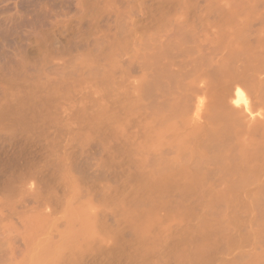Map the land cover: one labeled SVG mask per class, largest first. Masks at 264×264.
I'll return each mask as SVG.
<instances>
[{
    "label": "rangeland",
    "instance_id": "obj_1",
    "mask_svg": "<svg viewBox=\"0 0 264 264\" xmlns=\"http://www.w3.org/2000/svg\"><path fill=\"white\" fill-rule=\"evenodd\" d=\"M185 1L187 2L186 4H188V6L183 4L184 1H182L181 4L185 5L186 8L189 7L187 9L186 8L183 9L182 7L183 5L181 6V9L180 8L178 9L177 5L178 4L180 5V3H178V0L177 1L174 0L173 2L171 0L172 3H170V0H0V111H1L0 112V174H1L0 175L1 176L0 177V264H37L36 262H38V260L35 259V257L31 259V257L34 256L35 253L36 254L41 253L43 251L42 249L53 250L51 248H55L56 247L55 245L60 247V244H61L60 240L63 241V239H60V238H63V237L66 238L68 235H69L68 237H70L72 233H77V232H79L78 236H75L73 241H71L72 243L70 245V249L67 248L68 251H66V253H63V251L61 250V252L64 254L63 256V254L61 253L64 258L60 256V253H59V257H61L62 259L60 260L61 262L59 261L61 264L62 263L64 264V262H67L65 264H68L70 261H71L70 263H73V264H80V263L81 264H166V263L167 264H185L183 263L184 261H180V259L177 256H175L177 255L175 253L176 252L178 253L179 251L182 250L184 251V253L189 251L188 254H186V256L191 254V252L194 250L191 247H195V240L197 239L196 238L197 233H199V235L201 236L200 238H203L204 236L205 237L204 239L207 241L206 243V241L203 239V242L202 240L200 242L203 243L202 245L203 248H205L208 251V258H207L208 264H239L240 262H241L240 264H242L249 260L253 261V258H254L253 255L255 254V253L253 254V252H257V253L261 252L254 258L253 262L257 264H264V259L262 258L264 255V242L260 238H258L259 234L258 235L256 234L257 231L260 232L261 229L264 230L263 229L264 227L263 226L261 227L258 223H256L257 219L255 218L258 217L257 216L258 211L255 207H253L252 209L250 208L252 207V205L251 206L249 205L251 204L250 203L252 200L251 197L250 199L249 197H246V196H240L239 199L236 201L238 206L235 205V207L233 208L231 207L232 206L231 204V205H226L227 207L223 208L224 211L226 209L225 211L226 215L224 214V212L222 213L225 215L223 217H226V220L223 217H221V220L224 219L225 221H231L232 220L231 218L233 215L235 216L233 217L234 220L236 219L237 216L241 218L242 220V222L235 220V221H238L236 222V225L233 224L235 222L232 221L233 223L230 222L231 225L228 227H227V224L225 223L226 224L225 230H222L224 228L223 226L224 223H223L221 225L222 228H220L223 233L220 232L219 229H216V227H218V225L220 226V224L216 225L215 223L216 226H209L213 222L216 221V219L214 221H211L212 220L211 218H213V215L212 216L210 215L211 213L209 214V212L206 211V214L207 213L208 214L206 215L204 213V215L202 214L203 216H201V213L206 208H207L206 210L211 209L210 210L211 212L212 210H214L210 205H208L209 201H205L207 200V195H205L206 197L202 196L203 197L202 200L206 198L205 200H203V203L205 201V204L207 207L206 208L204 207L205 209L204 208L199 209L197 206L198 205L200 206V204H198L197 206H195V208L197 209L193 210L192 208L194 207L192 208L190 207L193 206L194 202L198 203V201L196 200L198 199L200 200L201 197L199 198V197L194 196L191 201L190 200L191 198L188 196L178 197V195L175 196L173 194V196H175L174 198L177 197L179 198L180 201H182L183 203L182 205L184 207L180 206L181 203L179 204L180 202L179 200H178V206H180L179 208L182 207L185 211V212H182L183 210L181 211L180 209L176 212L177 203L174 201L173 198H170L171 202H168L170 201V199L167 201L165 196H164V199H162L160 196L156 195L155 192H153V194L156 195V197H154V195H151L152 191L146 192L145 193L146 196L148 195V197H150V200L152 199L154 201V203L153 201H151V205L155 208L154 205L157 204L156 207H159V209L157 208V210L154 211L155 212L154 214H153V210H154L153 208L152 210L153 219L152 217L151 219L154 221V217L156 216L158 218H155V219H159V220L157 221V223L155 222L156 220L154 221L156 225L153 222L152 223L150 222V224H153L154 226L153 228L149 227L148 231H151V229L153 231L149 232L150 233L149 236H146V235L144 236L146 240L145 243L143 242V239L138 236H137L139 239L138 242L134 239L133 236L135 234H134V230L132 229L134 224L138 223L137 221L139 219V218L134 217L135 213L137 215L139 214L136 212V211H139V210H136V208L137 207L142 208L140 207L141 205L135 207L136 211L134 210L135 211L134 214L126 215V213H129L130 210L132 212V207L134 208V206L130 205V203L132 204L133 200L135 201L138 199V197H140V195L139 196L137 195L136 197L137 199H134L136 195H133L134 196L133 197L131 194L132 191L130 190L133 189L132 187L133 184H136L137 180L141 177L140 172L144 171L143 167L145 166V169L147 168L146 167L147 165H145V162L149 164V167L151 169L154 168L151 160L154 159L155 157L152 158L151 156L148 159L145 157H148L149 153L150 154L152 153L153 156L154 154L158 153V152L154 153L158 151L157 149H155L156 150L155 151L153 148V151L150 150L152 152H149V150H147L146 149L147 147H146L144 148L146 150L144 149L143 150L148 151L149 153L147 152L148 154H146L145 152L146 155L143 157L142 150H140L139 148L142 143L141 144L137 143L138 142L137 140H139L140 142L144 138L148 139L147 143L152 142V141H149L151 140L149 138H152V139L154 138V137H151L153 136L151 132L150 133L148 132L150 135L146 134L147 130L148 131L150 130L148 129L149 127H147V125L149 126L152 125L154 121L152 119H155V117H152L154 114L151 111V107H154L162 99L161 97H159L160 95L157 92L158 90H156V88H154L155 90L151 89V92H149L148 87H146V83L148 84L150 83V81L148 82L146 80V78L149 79V76L147 73H150L149 74L151 76L150 79L151 81H153L154 70L151 68L152 66L156 65L155 64L156 62L153 59L152 60L150 59V60L151 62L153 61L152 64L154 62L155 63L153 65L151 64V66H147L150 61H148L147 59L146 61L144 60L145 57L147 58V56H149V54L143 53L144 50H146L145 49L146 44L148 45L147 47L149 48H151L150 46L152 44L155 45L156 47V44L159 41L158 45L160 46L157 45L158 46L157 49H155V47L152 46L151 51L159 50L160 52L162 49H164L163 47L168 46L167 45L168 42L165 43V41H168V40H165V38L169 39V42H170L169 49L171 52L169 55L172 54L171 55V57L173 58L172 61L176 60V58H174L175 56L178 59L180 58L179 60H181L183 59V55H179L180 56L179 57L178 56L179 53L177 52H180V49H183V47L179 45L173 48V46L171 45V42L173 43L174 40L179 37L178 34L179 35L181 34V36H183L184 34L185 35L188 34L189 35V36L187 35L188 37L209 38L210 39L212 35L216 36L217 33L220 34V31L218 29L213 28L214 20H216V17L219 18L220 16H222V13L224 12L225 13L222 16L223 18L224 16L225 18H228L231 15L236 16V14L238 13L239 15L237 14L238 17H236V20L237 18H240L239 21L237 20L239 22L238 23L239 25H237L236 22H235V25H233L234 23L232 21H234V17L233 19L232 17H230L229 20L225 19V21L228 20L229 22L226 21V23L227 22L228 23L225 25L226 27L224 29H225V32H227L226 34H229L230 32H233V30H235L236 27L237 28L241 27V25L244 23L243 19L246 20V17L248 18L251 15L252 11H254L253 6L255 7L257 5L256 6L257 8L255 7L256 12L255 11L253 12L255 14L254 16L256 17L257 15L256 13L258 11L260 12L261 10H263L261 9L263 7L260 6L261 3L264 4L263 2L260 3V0L259 1L255 0L256 2H258V4H256L255 1L252 0L255 3V5H253L254 3L251 2L253 3L252 8L250 4L248 5L249 8L246 6L248 10L243 8V10L248 11L247 16H245L244 12L246 11L244 12L242 11L241 9L242 5L240 7L239 3L241 4L243 3L244 5L245 2L243 1H246V0H242L241 2L240 0H238L237 2L239 3L237 4V6H236V0H218V1L215 0L217 1L219 5V6L215 5L216 4L215 3L214 4L215 7L211 5V2L213 4V0H188L190 2V5L187 0ZM250 1L251 0L246 1V4L247 2L250 3ZM179 2L181 1L179 0ZM219 8H220V11H219ZM223 8L224 10H221ZM258 8L259 10H257ZM230 9H232V11ZM226 10H229L230 12L228 13ZM179 11L180 12L182 11L181 14L179 13ZM221 11H224V12H221ZM162 12H164L165 14ZM214 12H216V14L218 15L219 13H221V15L220 16L215 15ZM163 14L165 15L164 18L166 19L162 18ZM261 14L263 15V18ZM259 15L260 16L257 15L255 20L253 19L254 16H252L253 17L252 20H254L253 29L258 30V28H260L261 31L258 30L259 34L263 33L262 35H264V30H262L264 29L263 28L264 25L263 27L259 26V25L264 24V10L263 12L261 11ZM175 16H177V18L180 19V21L176 19ZM159 17L165 21L162 22L163 20L160 19ZM257 18H259V21ZM173 19L178 22L177 25H176L177 22L173 21ZM167 20L168 21L170 20L169 24H171V26L174 24L173 22H175V24L172 26L173 29L170 28L171 26L170 27L167 26V28L171 29V30L168 29L170 31L169 35L170 34L172 35L168 36L167 35L168 32H165V35H166L165 36L163 32L164 30H166L165 28L163 29L162 34L160 33L161 35H159L158 33L159 30L161 31V29L165 27V25L162 27L161 24L162 25L168 24L166 22ZM219 20L215 21V25L217 22L216 27L219 26L220 23L222 22V21L220 22ZM158 21L160 22V24ZM218 21L220 22L219 24H218ZM155 22H156V25L158 24L160 28L161 27L162 28L159 29L158 25L153 26L155 25ZM200 22H203V23H200ZM209 22L210 23L213 22L211 25L213 27L212 28L210 27V29H209V26H210ZM179 23L181 24L179 25ZM206 23L209 25L208 27ZM196 24H199V25L203 24V25H200L199 27V25H196ZM228 24H230L229 28L227 26ZM175 25L176 27H178L179 25L178 30L179 28H182L181 29L182 33L176 30H175L176 32H174V28H176L174 27ZM195 25H196V28L199 27L198 29H201L202 27L205 28V31H204L205 33L203 32V30H201L202 32L199 30L200 35L199 33H193L196 28L193 30V32H191L192 29L195 27ZM198 29L195 32H199ZM124 30L126 32H124ZM214 30L217 32H215ZM209 31H210V34H208ZM201 33L203 36H201ZM213 33H216V34H213ZM149 34H151V36L153 35L154 37H157L156 35H158L157 37L158 39H160L159 36L164 35L162 36V38L164 37L163 38L164 43L162 44L163 47L159 48L162 46L160 43L162 38L160 40L155 38L156 41L146 39V38L151 37ZM121 35L123 36V38H120ZM144 35H145V39L147 41H151L152 43L151 42L147 43L146 40H145L146 44L143 43L144 41L142 40L144 39L143 38ZM215 36L213 38H215ZM126 38L127 39L129 38V39L126 40ZM141 38L143 39L141 40ZM124 40H126L127 43ZM123 41L126 44L123 43ZM141 41H142V44H141ZM113 43H114V45L112 46L113 48H111L110 45H112ZM117 43L119 44V46H115V45H118ZM149 43H151V45ZM128 45H129V48H128ZM143 45H145V47H143L144 50L143 52H141L142 53L141 54L140 51L142 50ZM125 46H127L128 50L126 49ZM149 48L147 50H149ZM136 50L138 54L136 53ZM151 51H148V52L150 53ZM113 52L116 55V57L115 55H113L115 59H113V57L110 55V54H113ZM153 52H151V54ZM152 57L153 56L150 55L148 59ZM140 58H142L141 60L142 62L143 60L145 61V63H143V66L141 67H144V69H146L145 67H148V68L150 67V69H148V71L150 72H148L147 69L146 71L144 69L140 70L139 66L142 65V63H140L139 66L138 64H136L140 62V61L136 62ZM167 58H165V61L171 62V58L169 57L170 60H168ZM116 59L117 61H114ZM162 61L163 60H161V62ZM165 61H163L162 63H165ZM108 64L110 67L108 66ZM133 66L134 67L138 66L139 70H137V67L133 68ZM108 67L109 69L111 68L110 71L107 70ZM120 68L121 69L123 68V71ZM126 69L129 70V72ZM104 71L106 73H104ZM107 71H109V74H107ZM111 71H112V74H111ZM114 73L116 74V76L113 75ZM105 74L108 75V76L106 75L108 78L113 75V79H111L112 81L110 80L111 77L108 79L105 76ZM129 74L134 75V76H130ZM143 74L145 75L147 74V77H145V75L143 76ZM140 76L141 78L145 77V79L142 78L144 82L140 78ZM125 77L127 78L124 79ZM109 82L111 83L109 84ZM123 82L125 83L123 84ZM143 85H145L146 88ZM140 86H141V89H140ZM110 89L112 90V92L114 91L113 94L115 95L113 94L111 95L112 92H110L111 91ZM149 93H151L152 95L153 93L155 94L152 96ZM149 95H150V98H149ZM153 97H156V100H159L155 102L156 104L154 103L155 98L153 99ZM250 100L252 102L253 98L250 97ZM149 101L151 102V104L154 103L153 104L154 106L152 105L150 107ZM254 102H257L255 101V98L253 100V103ZM24 104L27 107L25 106L24 108ZM148 104H149V107H148ZM109 105H111L112 107ZM105 109H107V111ZM8 111L11 113H9ZM17 111L18 113L16 114ZM146 111H147V114H146ZM150 111L153 115H148ZM20 114L21 116H18ZM91 115L93 116L91 117ZM97 115L99 117H97ZM88 116L89 118H87ZM147 117L150 118L152 121H150ZM118 118H120L121 120L120 119L118 120ZM115 119H117L116 122L114 123L111 122V121H114ZM107 121L108 122L110 121L111 125L115 126L116 129L119 128V130L121 131L119 132L118 130L119 133H117L114 130L115 133L119 136H116V134H114V137L108 136L111 139L113 138L112 139L113 142L111 140L112 144L111 142H109L110 139H108V141H106V143L103 144V141L106 139L105 135L106 136L108 134L111 135V132H113L112 128L114 129V127H110L109 125L110 122L107 123ZM100 122L101 123L103 122V123L101 124ZM139 122L142 124V126ZM104 123H106L107 125H104ZM94 124H96V126L101 125L102 128L99 127L98 129V127L96 128V126L95 127L93 126ZM136 124L139 126H137ZM143 124L146 129L145 130L146 132L144 131V129L141 130L139 128L140 126L141 128H144ZM92 128L93 129L95 128L97 130L94 129L95 131H93ZM104 129L105 130L107 129V130L104 131ZM108 130L109 131L111 130V131L108 133ZM86 133H88V135H86ZM125 133H126V136L130 137V139L128 137L126 138L127 140L129 139V141L127 140L124 141L126 137ZM84 134L86 135L87 138L85 137ZM136 135H139V136H136ZM147 135H148V138H146ZM137 137H140L141 139ZM94 138L96 141L94 140ZM131 140L134 141V143L135 142L136 143L135 144L133 143L134 145L130 144L132 142ZM96 142H98L100 145L98 143L96 145L95 144ZM125 143H127L126 144L127 146L125 145L124 147ZM136 144H139V145H136ZM142 145L144 147L147 146L146 143ZM108 146L110 148L112 147L113 149L111 148V151H110ZM125 148H130V149H127V152L129 153V151H131L132 155L131 154L129 155L134 156V158L132 157L130 158L136 159V163L139 162L137 159L141 157L140 159L141 163L139 162L141 165L140 164L137 165L138 163L136 164L135 160L130 161L131 159L129 158L128 154L127 153L124 154L122 152V151H126ZM107 151L110 153H108ZM135 152L137 154L139 152V154H141V155L138 154L140 157ZM115 153H116V156H115ZM133 153L136 154V158H135V155H133ZM114 159H115L114 164L111 165L113 162L112 160ZM110 160L112 161L111 164L109 163ZM121 160H123L124 163L123 162L121 163L120 162ZM142 161H144V163H142ZM119 162L121 164H126L127 168L125 165L119 164ZM130 162H134V163H130ZM136 166H139V167L136 168ZM141 167L142 169L138 170L140 171L138 172L140 176L137 175L138 173L131 174V171L134 170V169L132 170V168H135V171H136V169H139ZM148 169L149 168L146 169L147 174L148 172L150 173V171H152L150 169H149L150 171H148ZM135 171L133 172L135 173ZM144 173L145 172H142V174ZM132 175H134V178ZM127 177L130 178L129 179L130 181L129 182L126 181V184H125L124 182ZM124 184L126 186H124ZM139 184H141L142 187L140 186L141 188L139 187V189L136 188L138 192L136 190H133L137 192V193L136 192H133V193L142 194L144 192V186L142 185V183H139ZM139 184H136V186L138 187ZM129 185H131L132 188H130ZM134 188H135V185H134ZM205 188H209V187L206 186ZM75 189L78 191H76ZM70 192L72 194H70ZM74 193L76 194V196L73 195ZM48 194L50 196H48ZM128 195H130L129 198L133 197L131 198L133 199L132 201L131 199H129L128 206L130 208H128L127 205L124 204L128 202V200H126L128 199L126 198L128 197ZM170 195L172 196V194ZM111 196H112V199H114L115 201L111 199ZM124 196H126L125 197L126 199L120 198ZM104 197L110 198L111 202L109 201V199L106 198L110 202V204L108 203L107 200H105ZM119 198L121 201L120 203L118 202ZM116 199L118 203V204L116 203L117 205L115 204ZM172 199L175 202L176 206L174 202L172 201ZM122 200L125 201V202L123 201L124 202L123 204H124V207L126 205L127 209L126 207L125 208L122 207L123 204L121 207L124 208V210H129V209L130 210L128 212L127 211L125 212L124 210H123L124 212L121 211L122 212L121 213L122 215H121L120 212L116 211L118 209L116 207H119L121 205ZM238 201L241 202V204L238 203ZM242 201L246 205L248 203V206L246 207V205H243ZM164 203L167 207L164 205ZM170 203L172 206L170 205ZM203 203H201V205H204ZM76 204L79 207H77ZM162 204L163 206L161 208ZM190 204L192 205L190 206ZM240 205H243L246 208H248L249 206L250 207L248 208L247 212L246 211L243 212L245 207L241 209L242 206ZM70 207H72L73 209L72 208L70 209ZM121 207H119V209H121ZM172 207L174 208L173 209L174 211L172 210ZM114 208L116 209L115 212H114ZM186 208L187 209L190 208V210L192 209V211L189 210L187 212ZM233 210L235 212L238 210L237 213H239V215H237V213H235ZM63 211H66V212L64 213ZM142 211H143V208H142ZM142 211H139V212H142ZM179 211H181L183 215H180ZM85 212L89 214L91 217H89V215L87 216L84 215L86 214ZM192 212H194V215L196 217L192 214ZM240 212H241V215H240ZM117 213L120 214L118 215L119 216L118 220L120 219L123 220L122 216H124L125 224L123 221L121 223V221L117 220L118 218ZM170 213L172 214V216ZM187 213H190L191 219L189 218V214ZM186 214L188 216H186ZM191 214L194 217H191L192 216ZM125 215L128 217L126 218ZM198 215L201 216L202 218L206 216H207L206 218H208L210 215L211 218L208 223L210 222L212 223H210L209 225L207 224V225L210 228L212 227V229L214 230L216 229L217 231H213L212 229L209 230L210 228H208V230L203 228L204 225L201 226V223L203 222V220H200L202 219L201 217L200 219L198 218L201 221L199 225L198 222L200 221L197 219V217H199ZM84 216L89 217V218L85 219ZM129 216L131 217V219H128L130 218ZM183 217L184 219H182ZM135 218L137 219L136 223L134 222ZM89 219H91V221ZM140 219L141 221H143L144 218L143 219L140 218ZM92 220L93 221L95 220V221L92 222ZM221 220L218 221L217 219L216 222L222 223ZM38 221H41V224ZM74 221H76L75 223L76 225H74ZM148 221L145 220L146 223ZM87 222H92L93 224L98 223V225H96L98 227H100L99 226L100 224L101 225L100 229L102 230L100 231V229L96 227L95 231L94 230L91 231V228L89 226L90 224L89 223L87 224ZM70 223L71 225L73 223L75 227L71 226ZM127 223H129L132 226L131 227L129 225L132 232L127 227L128 225ZM132 223L134 224L132 225ZM140 224L138 223L136 224V226ZM147 224L149 226V223ZM195 224H198L202 228H199ZM40 225L42 226L41 228H39ZM192 225L194 226L195 229L193 228ZM212 225H214V223ZM94 226L95 225H92L91 227L94 228ZM69 227H70V230H69L70 232H68ZM72 227L73 229L71 230ZM83 227H86L89 230L85 234H83L85 232V229H83ZM191 227L195 231H198V232L195 233L194 230L191 229ZM34 228L35 229L37 228V230H35ZM65 228H67L66 229L67 232L64 233V235L62 236L63 232L65 231L64 230ZM97 228L99 230L96 231ZM118 228L121 231V233L119 231L121 237L117 236V234H119L117 233V231L119 230ZM186 228H188L187 229L188 231L186 230ZM227 228L228 230H226ZM82 229H83V232L80 233ZM201 229H205V231L207 230L208 234L203 233L205 231L203 230L201 231ZM112 230L116 233V235L114 234ZM122 230L123 231L125 230L126 233L123 232ZM61 231H62V234H61ZM93 231H94V234L96 232L97 233L99 232L98 233L99 236L97 233L95 234L97 236L93 235V238H95V241L93 242H95L98 246L94 243H91V245L93 244L92 247L96 250L91 248V245L89 244L90 245L89 248L93 249L94 252L92 250L89 251V248L87 247L89 243L88 241H90L88 239L91 238V240H93L91 237L92 234L90 235H87V234H89L88 232L92 233ZM148 231L146 233L147 235L149 234ZM208 231L210 232V238H209ZM129 232L131 233L130 235H129ZM200 233H203V235H201ZM248 233L250 235H248ZM79 235L80 236L83 235L82 236L83 238L79 237ZM186 235L187 237L188 236L189 237L188 238L184 237ZM192 235H194L196 239ZM246 235L248 236V239H247L248 241L245 242L243 238L246 237ZM46 236L48 238H46ZM131 236L133 237V239ZM76 237H78L77 241H76L77 239ZM148 237H149V241L151 242L150 244L152 246L154 245L153 247H151V245L149 244V241L147 242L146 238ZM181 237L186 238L185 239L186 241L184 242L185 244L187 240H189L188 242L190 243V246L188 242H187L188 245L187 244L184 245L183 241H182V245L180 246L181 240L179 238ZM190 237L191 239H189ZM206 237L209 238V241L211 243L209 244V248L208 246H206L208 245V240H207L208 238ZM177 238L178 240L176 241L175 239ZM184 238L182 240H184ZM255 238H257L258 241ZM130 239L132 241H130ZM244 239L246 240V238ZM32 240L36 241L37 244L34 243ZM65 240L66 239H64V241ZM133 240L134 242H137L138 246L136 243L134 244ZM40 241H42L41 244H40ZM44 241L46 242L44 243ZM82 241L83 243H85L86 241L85 244L87 245H85V247ZM123 241L124 243H126V245L123 243ZM192 241L194 242L192 243ZM234 241L236 243H234ZM48 242H49V245L47 244ZM76 242L79 244H77ZM172 242H174L175 244L173 243L174 244L173 245ZM229 242L230 244L233 242L234 245L233 244L230 245ZM146 243L150 245L151 247L150 250L148 247H146ZM191 243L192 245L193 244L194 245L192 246ZM213 243H216L217 245L216 248L217 249L220 248V249H218L217 251L214 250L213 247L215 245ZM223 243H225V245ZM45 244H47V246H43ZM228 244L230 246H228ZM143 245L145 246L146 250H144V252H142L143 254L141 255V251H143L144 249ZM223 245L225 247L226 246L228 247L224 249ZM48 246H50V248ZM119 246L121 247V250ZM79 247H82V248L84 247V249H81ZM189 247L192 249L191 251L189 250ZM76 248L79 249V252H78V249L76 250ZM122 248H125V249H122ZM185 248L188 249V251ZM85 249L86 251L88 249L89 251L88 254L90 255H87V256H90V257H86V256L84 257V255H86ZM173 249H175V251H173ZM72 250H75L77 255L75 254V251L73 252ZM172 251L174 252V254L172 253ZM131 252L133 253L131 254ZM72 253L75 256L74 259H73ZM134 254L136 255L134 256ZM250 254L252 256H250ZM169 256L170 257L173 256V257L170 258ZM247 256L248 258H246ZM259 256L263 259V262ZM69 257H71L72 260H69L68 259ZM80 257H82L83 259H81ZM133 257L134 258L136 257V258L134 259ZM191 260L189 262H186V264H193V263L200 264L202 263V261H203V264L204 262L206 264L205 260H201V261L194 260V259L193 261ZM209 260L211 263H209ZM41 262L43 263V261Z\"/></svg>",
    "mask_w": 264,
    "mask_h": 264
},
{
    "label": "bare ground",
    "instance_id": "obj_2",
    "mask_svg": "<svg viewBox=\"0 0 264 264\" xmlns=\"http://www.w3.org/2000/svg\"><path fill=\"white\" fill-rule=\"evenodd\" d=\"M174 0H172V2H173ZM177 1V0H176ZM181 2H179V0H178V3H180V5L178 6L177 5V7H178V9L180 8L181 9V6L183 5V4H185L186 6H188V4H186L187 2L185 1V0H180ZM182 1H184L183 2V4H181L182 3ZM188 1V0H187ZM218 1V0H217ZM217 1H215V0H213V4H212V2H211V5H213V7H215V5H217V6H219L218 5V3H217ZM238 0H236V6H237V4L239 3V2H237ZM242 0H240V2H241ZM246 1H248V0H246ZM246 1H243V2H245L244 3V5H243V3L241 4V3H239V6L241 7V5H242V11L244 12V11H246V12H244V14H245V16H247V13H248V5L250 4L251 5V8H252V4L254 3V1H250V3H248L247 2V4H246ZM259 1V0H258ZM171 2V0H170V3H172ZM189 2V1H188ZM232 2H234V1H232ZM251 2H253V3H251ZM261 2H263L264 3V0L262 1V0H260V3ZM216 3V4H215ZM255 3L256 4H258V2H256L255 1ZM255 3L253 4V5H255ZM174 4H175V2H174ZM215 4V5H214ZM232 4V3H231ZM173 5V4H172ZM185 5H183L182 7H183V9L184 8H186V6ZM189 5H190V2H189ZM234 5H235V3H234ZM264 4H262L261 3V5L260 6H262L263 8H261V9H263L264 10V6H263ZM227 6V5H226ZM232 6V5H231ZM244 6V7H243ZM246 6L248 7V8H246ZM257 6V5H256ZM255 6V7H256ZM176 7V8H177ZM212 7V6H211ZM254 6H253V8H254V11L256 10V8H255ZM259 7V6H258ZM187 8H189V7H187ZM186 8V9H187ZM222 8V7H221ZM232 8V7H231ZM235 8V7H234ZM243 8L244 9H247V10H243ZM250 8V9H251ZM173 9V8H172ZM214 9V8H213ZM225 9H226V7H225ZM228 9V8H227ZM233 9V8H232ZM232 9H230L231 11H232ZM236 9V8H235ZM212 10V9H211ZM221 10H224V8L223 9H221ZM237 10V9H236ZM252 10V9H251ZM251 10H250V12H251ZM257 10H259V8L257 9ZM263 10H261L262 12H263ZM163 11V10H162ZM177 11V10H176ZM183 11V10H182ZM181 11V12H182ZM187 11V10H186ZM219 11H220V8H219ZM228 13L230 12L229 10H226ZM254 11H252V13H251V15L247 18L246 17V20H244L243 19V21H244V23L241 25V27L240 28H237L236 26V28H235V30H233V32H230L229 34H226L227 32H225V25L229 22L228 20L230 19V17H232V19H233V17H234V21H232L234 24L233 25H235V22H236V24L237 25H239L238 23V21H239V19L240 18H237V20H236V17H238L237 16V14H236V12H235V14H236V16L234 15H231L230 17H228V18H225V16H224V18L222 17L223 16V14L225 13L224 11H221V12H224V13H222V16H220L221 15V13H219V15L218 14H216V12H214L215 13V15H218V16H220L219 18H217L216 17V20H219L218 21V24L220 23V25L219 26H221V27H219V26H217V27H219V28H217L216 27V25H217V22H216V25H215V21L216 20H214V27L213 26H211L212 25V23L213 22H209L210 23V26L207 24V27L209 26V29H210V27L212 28H216V29H218L219 31H220V34H218L217 33V35L215 36V38H213L214 36L212 35L211 37H210V39L209 38H194V37H188L189 35L188 34H184L183 36H181V34L179 35L178 34V38L177 39H175L174 40V42L172 43L171 42V45L173 46V48H175V47H177V46H181V47H183V49H180V52H177V53H179L178 54V56L179 55H183V59H181V60H179L175 55H173V56H175L174 58H176V60H173L172 61V57H171V55H169L171 52H170V49H169V44H170V42H169V39H166L165 38V40H168V41H165V43H167L168 42V46H165V47H163V43H164V40H163V38H162V36H164L165 35V32H168V36H170V35H172V34H170L169 35V33H170V31L168 30V29H173L172 28V26L175 24V22H177L176 20H174L173 19V21H175V22H173L172 24V26H171V24H169V22H170V20L172 19H170L169 21L167 20L166 22L168 23V24H161V26L163 27L164 25H165V27H161L160 28V26L158 25V28L159 29H161V31L159 30V35H161L162 34V31H163V29L165 28L166 30H164L163 32H164V35H162V36H159L160 37V39H161V41H160V43H161V47H159V48H164V49H160L161 51L159 52V50L157 51H155V50H152L151 51V48H152V46H154L155 47V45H151V41H147L146 39H149V40H153V41H156V39H158L157 37H158V35H156L157 37H154L153 35L151 36V34H149L151 37L150 38H146L145 39V35H144V39L143 38H141V40L142 41H144L143 43H145L146 44V41H147V43L148 42H151V43H149L150 45V47L151 48H149V47H147L148 45L146 44V47H145V45H143L142 46V50H141V48H140V53L141 52H143V50H144V48L143 47H145V49L146 50H144V52L143 53H147V54H149V56H147V58L145 57L144 58V60L146 61V59L148 60V61H150L151 62V60L153 59L155 62V64L156 65H154V66H152V68L151 69H153L154 70V74H153V81H151V76L149 75L150 73H147V72H145V73H147L148 74V76H149V79L148 78H146V80L149 82L150 81V83L148 84V83H146V81H145V83H146V87H148V90H149V92H151V89H154V88H156V90H158L157 92L159 93V97H161L162 99H161V101L158 103V104H156L155 102L156 101H159V100H156V97H153V99L155 98V101H154V103L156 104L155 106L153 105L154 103H152L151 104V100L149 101V103H150V107L153 105L154 107H151V111L153 112V114L151 113V111L148 113V115H153L152 117H155V119H152V120H154L153 121V124L152 125H147V127H149L148 129H150L149 131L147 130V133L146 134H148V135H150L149 133L151 132V134L153 135V136H151V137H154L153 139L152 138H149V139H151V140H149V141H152V142H149V143H147L148 142V139H142L143 141H145V142H143L142 140V142L140 141L139 142V140H137L138 142L137 143H142V144H145L146 143V145L147 146H143L142 144H141V146L139 147L140 148V150H142V153L144 154H142V156L144 157L146 154H148L149 152H152L153 151V148H154V150L155 149H157L158 151H156V152H154V153H157V154H154V156L152 155V153L150 154H148L147 156L148 157H145V158H149V157H151L152 156V158L153 157H155L154 159H152L151 161H152V164H153V166H154V168L153 169H151L150 167H149V164L147 163V162H145V165H147L146 167L147 168H149L150 170H152V171H150L149 169H148V171H150V173L148 172V174L146 173V169H145V166H144V164H143V170L144 171H142V172H145L144 174H146V175H144V174H142V172H140V171H138V170H140V169H142V167L141 168H139V169H136V171H135V168H132V170L133 171H135V173L133 172V171H131V174L133 173V174H137L138 172H140V174H141V177L137 180V183L136 184H139V183H142V185L144 186V192L141 194H135V193H133V192H136L137 190H136V188H138L139 189V187L141 186V184H139V186L137 187L136 186V184H133V189L132 190H130V191H132L131 192V194H132V196L133 195H136L135 197H134V199H137L136 197H137V195L139 196L140 195V197H138V199L137 200H133V199H131V198H133V197H131V198H129V196L131 195H128V197H126V196H124V197H120L121 199L122 198H128V199H126V200H128V202H126V203H124L125 201V199L124 200H122V203H121V205L119 206V207H121L122 206V204L124 203V204H126L127 205V207L128 208H130L129 206H128V203H129V199H131V201H132V204L130 203V205H132V206H134V208L132 207V212H131V210H130V212L129 213H126V215H130V214H134V212L136 211V210H139V211H142V208H143V211L142 212H139V211H136L137 213H139L138 215L135 213V215H134V217H136V218H139L138 219V223L140 224L141 222V224L140 225H137L136 226V224H138V223H136V218H135V223L136 224H134V223H132V225L134 224V226L132 227L129 223H127L128 225H127V227L130 229V227H129V225L132 227V229L134 230V234H132V235H134L133 237H134V239L138 242L139 241V239H138V237H140V238H142L143 239V242L145 243V235L146 236H149L150 235V233L149 232H151V231H153L152 229H151V231H148L149 229V227H151V228H153V224H150V222L152 223H154V221L157 223V221L159 220V219H155V218H158V217H154V221L152 220L153 219V217H152V210H153V206L151 205V201H153L152 199L150 200V197H148V195L146 196V192H148V191H152V193H151V195H154L153 194V192H155L156 193V195H158V196H160L162 199H164V196L166 197V200L168 201L170 198H173L174 199V201L177 203V206H178V200H179V198H174L175 196H177L178 195V197L179 196H188V197H190L191 199V201H192V198L195 196V197H201L200 198V200L198 199V200H196V201H198V203H196V202H194V204H193V206H191L192 204H190V208H192V207H194V208H192L193 210H196L197 208H195V206H197L198 204H200V206L198 205L197 207L200 209V208H206L207 206H206V204H205V201H209V204L208 205H210L214 210H212V212L210 211L211 209H209V207H208V209L209 210H206L205 208V212L203 211L202 213H201V216H203L204 215V213L206 214V211H208L209 212V214L212 216L213 215V218H211L210 217V215H209V217L208 218H206V217H201V216H199V217H197V219L199 218L200 219V217L202 218V219H200V220H203V222L201 223V221L200 222H198L199 223V225H200V223H201V226L202 225H204V227L203 228H205V229H207L208 230V228H210L209 226H216L217 224H220V226L218 225V227H216V229H219L220 230V232H222L221 231V229L220 228H222V224H223V226H224V228L222 229V230H225V228H226V224H227V227L228 226H230L231 225V223L230 222H235V223H233V224H235L236 225V222H242V220H241V218H239L238 216V218L236 217V219L235 220H238V221H235L234 220V218L233 217H235L234 215L232 216V220L231 221H225L226 220V217H223V216H225L226 215V209H225V211H224V209L223 208H226L227 206L226 205H231L232 204V206L231 207H235V205L236 206H238V204L236 203V201L239 199V197L240 196H246V197H251L252 198V200H251V204H249L250 206L252 205V207H250L251 209L253 208V207H255L256 209H257V211H258V217L257 218H255V219H257V221H256V223H258L261 227L263 226L264 227V35H262V34H259V31H261L260 30V28H258V30H254L253 29V24H254V20H255V18L257 17V15L258 16H260L259 15V13L261 12H257L256 14V17L254 16L255 14L253 13ZM171 12V11H170ZM173 12V11H172ZM181 12L179 11V13L181 14ZM256 12V11H255ZM162 13H164V12H162ZM162 13H161V15H162ZM165 14V13H164ZM163 14V16H162V18L163 19H166V18H164L165 17V15ZM174 14V13H173ZM253 14V15H252ZM263 14V13H262ZM261 14V16H262V18H263V15ZM239 15V14H238ZM177 16H178V14H177ZM177 16H175L176 17V19H178L177 18ZM252 16H254V18L252 17ZM161 17V16H160ZM159 17V18H160ZM171 17H173V16H171ZM199 17V16H198ZM221 17H222V19L225 21V19H228V20H226V21H228L227 23H226V21H225V23H224V21L221 19ZM162 18H160V19H162ZM252 18L254 19V20H252ZM260 18V17H259ZM259 18H257L258 19V21H259ZM158 19V18H157ZM162 19V20H163ZM187 19V18H186ZM256 19V20H257ZM159 20V19H158ZM179 21H180V19H178ZM160 21V20H159ZM158 21V22H159ZM165 20H163L162 22H164ZM161 22V21H160ZM160 22H159V24H160ZM165 22V23H166ZM242 22V21H241ZM253 22V23H252ZM192 23V22H191ZM200 23H203V22H200ZM178 24V22L176 23V25ZM181 23H179V25H180ZM185 24H187V23H185ZM262 24V23H261ZM156 25V22H155V25H153V26H157ZM176 25L174 26V27H176ZM179 25H178V27H179ZM196 25H199V24H196ZM196 25H195V27L192 29V31L191 32H193V30L196 28ZM200 25H203V24H200ZM200 25H199V27H200ZM229 25L230 24H228L227 26H228V28H229ZM233 25H232V27H233ZM263 25L264 24H262V25H259V26H261V27H263ZM167 26L168 27H170V28H167ZM190 26V25H189ZM178 27H176V28H174V32H176V31H180V33H182L181 32V29L182 28H179V30H178ZM180 27H182V26H180ZM192 27V26H191ZM198 27V28H199ZM239 27V26H238ZM154 28V27H153ZM155 28H157V27H155ZM184 28V27H183ZM198 28H196L195 30H194V32L193 33H199V35H200V31L201 30H203V32L205 31V28H201V29H198ZM222 28V29H221ZM264 28V27H263ZM125 29V28H124ZM170 29V30H171ZM198 29V31L199 32H195L196 30ZM227 29V28H226ZM233 29V28H232ZM237 29H239V30H237ZM176 30V31H175ZM188 30H189V28H188ZM207 30H208V28H207ZM237 30V31H236ZM253 30H254V32H253ZM262 30H264V29H262ZM183 31V30H182ZM215 31V30H214ZM214 31H212V32H214ZM122 32V31H121ZM120 32V33H121ZM124 32H126L125 30H124ZM156 32V33H157ZM172 32V31H171ZM173 32V33H174ZM191 32H190V34H191ZM202 32V31H201ZM215 32H217V31H215ZM154 33H155V31H154ZM161 33V34H160ZM184 33V32H183ZM188 33H189V31H188ZM205 33V32H204ZM208 34H210V31L208 32ZM213 34H216V33H213ZM123 35V34H122ZM121 35V37L120 38H123V36ZM126 35V34H125ZM188 35V36H187ZM166 36V35H165ZM181 36V37H180ZM201 36H203L202 35V33H201ZM205 36V35H204ZM209 36V35H208ZM207 36V37H208ZM147 37H148V35H147ZM119 38V39H120ZM156 38V39H155ZM129 39V38H128ZM127 38H126V40H128ZM160 39H158V40H160ZM126 40H124L126 43H127V41ZM146 40V41H145ZM123 41V43H125ZM142 41H141V44H142ZM131 42V41H130ZM159 42V41H158ZM158 42H157V44H156V47H155V49H157V47L158 46H160V45H158ZM125 43V44H126ZM155 43V42H154ZM118 44V43H117ZM140 44V45H141ZM114 45V43L112 44V45H110L111 46V48H113L112 46ZM124 45V44H123ZM137 45V44H136ZM158 45V46H157ZM115 46H119V44L118 45H115ZM97 47V46H96ZM126 47V49H127V46H125ZM128 48H129V45H128ZM149 48V50H147ZM120 49V48H119ZM113 50V49H112ZM111 50V51H112ZM128 50V49H127ZM110 51V50H109ZM126 51V50H125ZM145 51H147V52H145ZM148 51H151V52H153L152 54H151V52L149 53ZM174 51V50H173ZM128 52V51H127ZM126 52V53H127ZM175 52V51H174ZM88 53V52H87ZM123 53V52H122ZM136 53H137V50H136ZM118 54V53H117ZM131 54V53H130ZM138 54V53H137ZM136 54V55H137ZM142 54V53H141ZM154 54V55H153ZM174 54V53H173ZM103 55H104V53H103ZM112 57H113V55H115L114 54V52H113V54H110ZM140 55V54H139ZM150 55H152L153 57L152 58H149L148 59V57H150ZM177 55V54H176ZM142 56V55H141ZM170 57L171 58V62H169V61H165V58H167V57ZM115 57H116V55H115ZM167 58L168 60H170V58ZM180 57V56H179ZM104 58V57H103ZM133 58H135V57H133ZM143 58V57H142ZM142 58H140V59H138L136 62H139V63H136V64H138V66H139V64L140 63H142V65H140L139 67H140V70L141 69H144V67H141V66H143V63H145V61L143 60V62L141 61L142 60ZM87 59V58H86ZM113 59H115L114 57H113ZM127 59V58H126ZM151 59V60H150ZM179 61H178V60ZM119 60V59H118ZM161 60H163V61H165V63H162L161 62ZM75 61V60H74ZM114 61H117V59L116 60H114ZM148 63V65L147 66H151V64H152V62L151 63ZM131 63V62H130ZM147 63V62H146ZM153 63V64H154ZM162 63V64H161ZM150 64V65H149ZM152 64V65H153ZM92 65V64H91ZM94 66V65H93ZM100 66V65H99ZM108 66H109V64H108ZM138 66H136L137 67V70H139L138 68ZM76 67H77V65H76ZM110 67V66H109ZM109 67L107 68V70H109L110 71V69H109ZM132 67V66H131ZM130 67V68H131ZM136 67H134L133 66V68H136ZM154 67V68H153ZM175 67V68H174ZM97 68V67H96ZM95 68V69H96ZM99 68V67H98ZM115 68H116V66H115ZM115 68H114V70H115ZM146 69H147V71H148V69H150V67L148 68V67H145ZM121 69V68H120ZM146 69H144L145 71H146ZM70 70V69H69ZM93 70V69H92ZM100 70V69H99ZM122 71H123V68L121 69ZM127 70V69H126ZM109 71H107V74H109ZM120 71V70H119ZM128 72H129V70H127ZM70 72V71H69ZM114 72V71H113ZM132 72H133V70H132ZM148 72H150V71H148ZM68 73V72H67ZM99 73V72H98ZM101 73H102V71H101ZM104 73H106L105 71H104ZM118 73V72H117ZM124 73V72H123ZM96 74V73H95ZM107 74H105V76L107 75ZM111 74H112V71H111ZM131 74V73H130ZM129 74V75H130ZM147 74L145 75V74H143V76L145 75V77H147ZM113 75H115L116 76V74L114 73ZM113 75L112 76H110L109 78H110V80L111 79H113ZM123 75V74H122ZM128 75V74H127ZM138 75H139V73H138ZM108 76V75H107ZM106 76V77H107ZM130 76H134V75H130ZM129 77V76H128ZM145 77H142V78H144L145 79ZM108 78V77H107ZM108 78V79H109ZM127 77H125L124 79H126ZM131 78V77H130ZM129 78V79H130ZM140 78H141V76H140ZM141 78V79H142ZM115 79V78H114ZM132 79H133V77H132ZM136 80H137V78H136ZM143 80V79H142ZM107 81H109V80H107ZM112 81V80H111ZM135 81V80H134ZM143 82H144V80H143ZM111 82H109V84H110ZM116 83V82H115ZM114 83V84H115ZM125 82H123V84H124ZM144 83V84H145ZM113 84V85H114ZM118 84V83H117ZM143 84V83H142ZM142 84H141V86H142ZM147 84H148V86H147ZM107 86V85H106ZM141 86H140V89H141ZM144 87H145V85H143ZM145 87V88H146ZM109 88V87H108ZM114 88V87H113ZM111 90V89H110ZM155 90V89H154ZM120 91V90H119ZM108 92H109V90H108ZM110 92H112V90L110 91ZM114 92V91H113ZM113 92L111 93V95L113 94ZM138 92V91H137ZM148 92V91H147ZM106 93H107V91H106ZM158 93H156V94H158ZM110 94V93H109ZM139 94H140V92H139ZM146 94V93H145ZM150 95H152L151 93H149ZM155 93H153V95H154ZM113 95H115V94H113ZM122 95V94H121ZM128 95V94H127ZM150 95H149V98H150ZM152 95V96H153ZM109 96V95H108ZM250 97L251 98H253V100H254V98H255V101H257V102H254L253 103V100H252V102H251V100H250ZM128 98H129V96H128ZM142 98H143V96H142ZM158 98V97H157ZM152 99V98H151ZM137 100H138V98H137ZM120 101V100H119ZM144 101V100H143ZM28 102V101H27ZM15 103V102H14ZM19 103V102H18ZM31 103V102H30ZM33 103V102H32ZM121 103V102H120ZM20 104H21V102H20ZM35 104V103H34ZM37 104V103H36ZM135 104V103H134ZM141 104V103H140ZM113 105V104H112ZM114 105H115V103H114ZM113 105V106H114ZM136 105V104H135ZM135 105H134V107H135ZM14 106V105H13ZM21 106H22V104H21ZM25 104H24V108H25ZM32 106V105H31ZM42 106V105H41ZM109 106H111V105H109ZM27 107V106H26ZM112 107V106H111ZM124 107V106H123ZM148 107H149V104H148ZM28 108H29V106H28ZM137 108V107H136ZM115 109V108H114ZM124 109V108H123ZM143 109V108H142ZM9 110H11V109H9ZM12 110H14V109H12ZM38 110V109H37ZM106 111H107V109H105ZM108 110H109V108H108ZM140 110V109H139ZM147 110V109H146ZM148 110H150V109H148ZM36 111V110H35ZM136 111V110H135ZM138 111V110H137ZM1 112V111H0ZM6 112V111H5ZM9 112V111H8ZM134 112V111H133ZM9 113H11V112H9ZM13 113H14V111H13ZM18 113V111L16 112V114ZM136 113V112H135ZM134 113V114H135ZM5 114V113H4ZM99 114V113H98ZM109 114V113H108ZM137 114V113H136ZM146 114H147V111H146ZM10 115V114H9ZM15 115V114H14ZM110 115V114H109ZM120 115V114H119ZM18 116H21V114L20 115H18ZM93 115H91V117H92ZM114 116H116V115H114ZM139 116V115H138ZM17 117V116H16ZM15 117V118H16ZM90 117V118H91ZM96 117V116H95ZM97 117H99L98 115H97ZM134 117H135V115H134ZM141 117V116H140ZM149 117V116H148ZM147 117V118H148ZM151 117V116H150ZM20 118V117H19ZM22 118V117H21ZM86 118V117H85ZM87 118H89V116L87 117ZM95 119V118H94ZM98 119V118H97ZM101 119V118H100ZM103 119V118H102ZM114 119V118H113ZM120 118H118V120H119ZM123 119V118H122ZM132 119H133V117H132ZM138 119H140V118H138ZM142 119V118H141ZM150 121H152L150 118H148ZM90 120H92V119H90ZM116 120L117 119H115L114 121H111V122H116ZM121 120V119H120ZM202 120V121H201ZM83 121V120H82ZM93 121H95V120H93ZM97 121H99V120H97ZM109 121V122H110ZM141 121V120H140ZM147 121V120H146ZM149 121V122H150ZM16 122V121H15ZM89 122V121H88ZM108 121H107V123H109ZM111 122L109 123V125H110V127H114V129L112 128V131L113 132H111V135H105V137H106V139L104 140V138H103V144H105L106 143V141H108V139H110L109 140V142H111V140L113 139H111L110 137H114V134H116L115 133V131L117 132V133H119V132H121L120 130H119V128L118 129H116L115 128V126H113V125H111ZM119 122V121H118ZM130 122H131V120H130ZM193 124H192V123ZM87 123V122H86ZM101 123V122H100ZM99 123V124H100ZM103 123V122H102ZM101 123V124H102ZM112 123V124H113ZM140 123V122H139ZM143 123V122H142ZM88 124H90V123H88ZM141 124V123H140ZM23 125H24V123H23ZM104 125H107L106 123H104ZM137 125V124H136ZM135 125V126H136ZM94 127L96 126V124H94L93 125ZM117 126V125H116ZM137 126H139V125H137ZM141 126H142V124H141ZM141 126L139 127L141 130L142 129H144V131L146 130L145 129V127H144V124H143V127L144 128H141ZM98 127V129H99V127H101L102 128V126L100 125V126H96V128ZM91 128V127H90ZM122 128V127H121ZM120 128V129H121ZM93 129V128H92ZM95 129V128H94ZM93 129V131H95V130H97V129H95L94 130ZM107 129H109V128H107ZM106 129V130H107ZM103 130V129H102ZM105 129H104V131H106ZM115 130V131H114ZM118 130H119V132H118ZM91 131V130H90ZM92 131V132H93ZM111 131V130H110ZM109 130H108V133L110 132ZM140 131V130H139ZM100 132V131H99ZM130 132V131H129ZM138 132V131H137ZM142 132V131H141ZM146 132V131H145ZM149 132V133H148ZM103 133V132H102ZM106 133V132H105ZM113 133V134H112ZM9 134V133H8ZM107 134V133H106ZM122 134V133H121ZM124 134V133H123ZM85 135V134H84ZM86 135H88V133H86ZM86 135H85V137H86ZM95 135V134H94ZM128 135V134H127ZM140 135V134H139ZM139 135H136V136H139ZM143 135V134H142ZM148 135H147V137L146 138H148ZM98 136V135H97ZM100 136V135H99ZM104 136V135H103ZM108 136H110V137H108ZM116 136H119V135H117L116 134ZM125 136H126V133H125ZM93 137V136H92ZM129 138L130 139V137L129 136H126L125 137V140L124 141H126L127 139L126 138ZM135 137V136H134ZM11 138V137H10ZM87 138V137H86ZM101 138V137H100ZM117 138V137H116ZM120 138H121V136H120ZM137 138H140V137H137ZM90 139V138H89ZM93 139V138H92ZM129 139L127 140V141H129ZM132 139V138H131ZM141 139V138H140ZM94 140H95V138H94ZM120 140V139H119ZM134 140H135V138H134ZM147 140V141H146ZM92 141V140H91ZM96 141V140H95ZM98 141V140H97ZM132 141V140H131ZM112 142H113V140H112ZM112 142H111V144H112ZM97 143L98 142H96L95 144L97 145ZM102 143V142H101ZM128 143H130V142H128ZM134 143V141H132L130 144H133ZM136 143V142H135ZM134 143V144H135ZM82 144V143H81ZM86 144V143H85ZM99 144V143H98ZM122 144V143H121ZM127 143H125L124 144V147H125V145H126ZM133 144V145H134ZM100 145V144H99ZM120 145V144H119ZM136 145H139V144H136ZM87 146H88V144H87ZM118 146V145H117ZM127 146V145H126ZM85 147V146H84ZM109 147V146H108ZM112 147H113V145H112ZM111 147V148H112ZM137 147V146H136ZM147 147V148H146ZM165 147V148H164ZM81 148V147H80ZM89 148V147H88ZM100 148V147H99ZM104 148V147H103ZM111 148L109 147V149H110V151H111ZM135 148V147H134ZM144 148H146L147 150H149V152L148 151H144V150H146V149H144ZM149 148H151V149H149ZM105 149V148H104ZM113 149V148H112ZM122 149H123V147H122ZM127 149H130V148H125V150L126 151H122L124 154L125 153H127L128 154V156H129V158L130 157H132V158H134V156H130L129 154H131V151H129V153L127 152ZM133 149V148H132ZM144 149V150H143ZM108 150V149H107ZM134 150V149H133ZM150 150H152V151H150ZM80 151V150H79ZM85 151V150H84ZM135 151V150H134ZM144 151V152H143ZM86 152V151H85ZM108 152V151H107ZM145 152H146V154H145ZM148 152V153H147ZM83 153V152H82ZM108 153H110V152H108ZM136 153V152H135ZM113 154V153H112ZM111 154V155H112ZM137 154V153H136ZM136 154H134L133 153V155H135V158H136ZM138 154H139V152H138ZM137 154V155H138ZM119 155V154H118ZM121 155V154H120ZM132 155V154H131ZM139 155H141V154H139ZM138 155V156H139ZM155 155H157V156H155ZM110 156V155H109ZM115 156H116V153H115ZM122 157V156H121ZM140 157V156H139ZM114 158V157H113ZM112 158V159H113ZM132 158H130L131 160L130 161H132V160H135V163H136V159H132ZM145 158H144V160H145ZM66 159V158H65ZM85 159V158H84ZM123 159V158H122ZM140 159H141V157L139 158V159H137L140 163H141V161H140ZM146 159V160H147ZM126 160V159H125ZM56 161V160H55ZM61 161V160H60ZM113 161V162H112ZM110 160V164H111V162H112V164L111 165H113L114 164V161H115V159L114 160ZM150 161V162H151ZM52 162V161H51ZM62 162V161H61ZM121 163L123 162V160H121L120 161ZM119 162V164H121ZM139 162H137L136 164L137 165H139L140 163ZM149 162V161H148ZM124 163V162H123ZM126 163V162H125ZM130 163H134V162H130ZM142 163H144V161H142ZM79 165V164H78ZM121 165H125L126 166V164H121ZM141 165V164H140ZM7 166V165H6ZM49 166V165H48ZM82 166V165H81ZM9 167H11V166H9ZM8 167V168H9ZM137 167H139V166H136V168ZM7 168V169H8ZM124 168V167H123ZM126 168H127V166H126ZM130 169H131V167H130ZM72 170V169H71ZM81 172V171H80ZM126 172V171H125ZM2 173V172H1ZM1 175V174H0ZM137 175H139V173L137 174ZM7 176V175H6ZM5 176V177H6ZM62 176V175H61ZM126 176V175H125ZM127 176H129V175H127ZM133 176V178H134V175H132ZM140 176V175H139ZM1 177V176H0ZM128 178V179H127ZM126 179H125V184H126V181H130L129 179V177H127ZM4 180V179H3ZM7 180V179H6ZM71 180V179H70ZM131 181H133V180H131ZM71 182V181H70ZM73 182V181H72ZM131 183V182H130ZM130 183H128V184H130ZM134 183H135V181H134ZM124 184V186H126ZM134 185H135V188H134ZM48 186V185H47ZM206 186H208L209 188H205ZM252 186V187H251ZM129 187L130 188H132L131 187V185H129ZM128 187V188H129ZM142 187V186H141ZM140 187V188H141ZM39 189V188H38ZM9 190V189H8ZM40 190V189H39ZM76 190V189H75ZM125 190V189H124ZM133 190H136V191H133ZM76 191H78V190H76ZM114 191H116V190H114ZM118 191V190H117ZM53 192V191H52ZM138 192V191H137ZM136 192V193H137ZM130 193V192H129ZM70 194H72L71 192H70ZM85 194V193H84ZM148 194V193H147ZM170 194H172V196H173V194L175 195V196H171ZM47 195V194H46ZM51 195H52V193H51ZM66 195V194H65ZM73 195H75L76 196V194L74 193ZM156 195H154V197H156ZM169 197H168V196ZM205 195H207V200H205L206 198H204L203 200H205L204 201V203H203V200H202V198L203 197H206ZM48 196H50L49 194H48ZM62 196H63V194H62ZM108 196V195H107ZM203 196V197H202ZM53 197V196H52ZM71 197V196H70ZM153 197V196H152ZM153 197V198H154ZM49 198V197H48ZM100 198V197H99ZM103 198V197H102ZM105 198V200H107V199H109V201L111 202V200H110V198L108 197H104ZM107 198V199H106ZM120 198L118 199L119 201V203L121 202L120 201ZM168 198V199H167ZM250 198V199H251ZM50 199V198H49ZM59 199V198H58ZM111 199H112V196H111ZM162 199H160V200H162ZM173 199H172V201H173ZM243 199V198H242ZM112 200H114V199H112ZM177 200V201H176ZM186 200V199H185ZM184 200V201H185ZM188 200V199H187ZM202 200V201H201ZM101 201V200H100ZM99 201V202H100ZM108 201V200H107ZM108 201V203L110 204V202ZM115 201V200H114ZM124 201V202H123ZM173 201V202H174ZM180 201V200H179ZM189 201V200H188ZM199 201H201V202H199ZM168 202H171V199H170V201H168ZM175 202H174V204H175ZM243 202V201H242ZM74 203H76V202H74ZM88 203V202H87ZM117 203V199H116V202H115V204ZM153 203H154V201H153ZM155 203H156V201H155ZM181 203V205L180 206H183L182 204V201H180L179 202V204ZM189 203V202H188ZM201 203H203L204 205H201ZM233 203H234V205H233ZM236 203V204H235ZM238 203H240L241 204V202H239L238 201ZM45 204V203H44ZM103 204V203H102ZM118 204V203H117ZM116 204V205H117ZM124 204H123V206L122 207H124ZM134 204V205H133ZM169 204V203H168ZM167 204V205H168ZM196 204V205H195ZM46 205V204H45ZM77 205V204H76ZM85 205V204H84ZM101 205V204H100ZM115 205V206H116ZM126 205H125V207H126ZM141 205V206H140ZM145 207H143V206ZM154 205V204H153ZM164 205H165V203H164ZM170 205H171V203H170ZM243 205H246V204H244V202H243ZM243 205H240V206H242V208L241 209H243V207H245V206H243ZM88 206H90V205H88ZM102 206V205H101ZM136 206H140V207H142V208H139V207H137V208H139V209H137L136 208V210H135V207ZM155 206V208H154V210H153V214L155 213L154 211H156L157 210V208L159 209V207H156L157 206V204L156 205H154ZM162 206H163V204L161 205V208H162ZM166 206V205H165ZM172 206V205H171ZM175 206H176V204H175ZM176 206V212L178 211V210H180L181 209V211L182 212H185L184 211V209L181 207V208H179L180 206H178L177 207ZM224 206V207H223ZM248 206V203H247V205H246V207ZM47 207V206H46ZM72 207H73V205H72ZM72 207H70V209L72 208ZM77 207H79L78 205H77ZM76 207V208H77ZM106 207H107V205H106ZM119 207H116V208H118L117 210L114 208V212H115V210L116 211H118V212H120V214L122 213L121 211H123L124 210V208H122L121 207V209H119ZM127 207H126V209H127ZM167 207V206H166ZM169 207V206H168ZM174 207V206H173ZM172 207V210L174 209ZM184 207V206H183ZM210 207V208H211ZM244 208V210H243V212H247V210H248V208ZM104 208V207H103ZM178 208V209H177ZM190 208H186L187 209V212L190 210ZM73 209V208H72ZM141 209V210H140ZM168 209V208H167ZM192 209L190 210V211H192ZM222 209H223V211H222ZM53 210V209H52ZM104 210V209H103ZM129 210H124L125 212L127 211H129ZM135 210V211H134ZM171 210V209H170ZM171 210V211H172ZM106 211V210H105ZM123 211V212H124ZM174 211V210H173ZM181 211H179L180 212V215H183L182 213H181ZM234 211V210H233ZM64 213L66 212V211H63ZM170 212V211H169ZM224 212V214H222ZM235 212V211H234ZM238 212V210L235 212V213H237ZM52 213V212H51ZM56 213V212H55ZM86 213V212H85ZM232 213V212H231ZM53 214V213H52ZM103 214V213H102ZM105 214V213H104ZM119 213H117V216L118 215H120ZM171 214V213H170ZM187 214H189V218H190V213H187ZM186 214V216H188ZM192 214L194 215V212H192ZM191 214V215H192ZM203 214V215H202ZM208 214V213H207ZM206 214V215H207ZM234 214V213H233ZM84 215H89V214H84ZM122 215V214H121ZM125 215V216H126ZM157 215V214H156ZM191 216V217H194V216ZM237 215H239V213H237ZM240 215H241V212H240ZM107 216V215H106ZM116 216V217H117ZM132 216V215H131ZM171 216H172V214H171ZM216 218H215V217ZM230 216V217H231ZM89 217H91L90 215H89ZM89 217H85L84 216V218L86 219V218H89ZM123 217V220H118L119 219V216H118V218H117V220L118 221H121V223H122V221L124 222V216H122ZM128 216H126V218H127ZM130 217V216H129ZM151 217H152V219H151ZM182 217V216H181ZM184 217H185V215H184ZM184 217L182 218V219H184ZM196 217V216H195ZM221 217H223V218H225V220L224 219H222L221 220ZM256 217V216H255ZM83 218V219H84ZM105 218V217H104ZM140 218H144L143 219V221H141V219ZM175 218H177V217H175ZM188 218V217H187ZM210 218L212 219L211 221H214L215 219H216V221H217V219H218V221H222V223H218V222H213L214 223V225H212L213 223L212 222H210V223H212L211 225H209L210 223H208L209 221H210ZM59 219V218H58ZM77 219V218H76ZM92 219V218H91ZM91 219H89L90 221H91ZM128 219H131V217L130 218H128ZM149 219H151V220H149ZM179 219V218H178ZM191 219V218H190ZM88 220V219H87ZM127 220V219H126ZM145 220L146 221H148L147 223H149V226H148V224L145 222ZM197 220V221H198ZM230 220V219H229ZM95 221V220H94ZM93 220H92V222H94ZM128 221V220H127ZM126 221V222H127ZM139 221H141V222H139ZM224 221V222H223ZM38 222H40V224H41V221H38ZM45 222V221H44ZM84 222V221H83ZM85 222H86V220H85ZM92 222H87V224L89 223L90 225V228H91V231L92 230H94L95 231V228L96 227H98V226H96V225H98V223H96V224H93ZM103 222V221H102ZM130 222V221H129ZM145 222V223H144ZM229 223V225H228V223ZM37 223V222H36ZM76 223V221H74V225H76L75 224ZM91 223H92V225H95L94 226V228H92L91 226ZM101 223V222H100ZM144 223V224H143ZM215 223H216V225H215ZM226 223V224H225ZM42 224H43V222H42ZM46 224V223H45ZM67 224H69V223H67ZM67 224H65V225H67ZM82 224H84V223H82ZM120 224V223H119ZM124 224H125V222H124ZM155 224V223H154ZM209 226H208V225ZM232 224V225H233ZM239 224V223H238ZM241 224H243V223H241ZM257 224V225H258ZM37 225V224H36ZM70 225H71V223H70ZM73 225V223H72V225L71 226H74ZM102 225H103V223H102ZM118 225V224H117ZM151 225V226H150ZM156 225V224H155ZM159 225V224H158ZM196 226H198L199 228H202V227H200L198 224H195ZM207 225V226H206ZM240 225V224H239ZM51 226H52V224H51ZM70 226V227H71ZM83 226V225H82ZM99 226L100 227H98L99 229L101 228V225L99 224ZM109 226V225H108ZM193 226V225H192ZM195 226V227H196ZM37 227V226H36ZM42 226L40 225L39 226V228H41ZM48 227V226H47ZM66 227V226H65ZM70 227L68 228V232H70L69 230H70ZM75 227V226H74ZM111 227V226H110ZM82 228V227H81ZM96 229V231L97 230H99V229ZM112 228V227H111ZM193 228H194V226H193ZM192 227H191V229L192 230H194ZM197 228V227H196ZM35 229V228H34ZM53 229V228H52ZM66 229L67 228H65L64 230V232H63V234H62V231H61V234H62V236L64 235V233H66L67 231H66ZM73 229V227L71 228V230ZM83 229H85V232L83 233V234H85V233H87V231H89L86 227H83ZM83 229L81 230V232L80 233H82L83 232ZM117 229V228H116ZM119 229V228H118ZM128 229V230H129ZM188 228H186V230H187ZM190 229V228H189ZM205 229H201V231L203 230V231H205ZM212 229V227L209 229V230H211ZM214 230V229H212L213 231H217V230ZM264 229V228H263ZM35 230H37V228L35 229ZM39 230V229H38ZM55 230V229H54ZM80 230V229H79ZM102 229H100V231H101ZM109 230V229H108ZM114 230V229H113ZM112 230V231H113ZM207 230L205 231V232H203V233H207ZM226 230H228V228L226 229ZM40 231V230H39ZM94 231L91 233V232H88L89 234H87V235H90V234H92V239L93 240H91V238L90 239H88L87 237V239L88 240H90V241H88L89 243H88V248H89V246L91 245V243H94V244H96L95 242H93V241H95V238H93V235H95L94 234ZM104 231V230H103ZM111 231V230H110ZM115 231V230H114ZM113 231V232H114ZM119 231H120V229L117 231V233H119ZM123 231V230H122ZM130 231H131V229H130ZM147 231H148V235L146 234L147 233ZM188 231V230H187ZM190 231V230H189ZM200 231V230H199ZM58 232V231H57ZM60 232V231H59ZM123 232H125V230L123 231ZM132 232V231H131ZM186 232V231H185ZM194 232L196 233V232H198V231H195L194 230ZM193 232V233H194ZM209 232V231H208ZM212 232V231H211ZM35 233V232H34ZM38 233H40V232H38ZM78 233L79 232H77V233H72L71 234V236L70 237H63V238H60V239H63V241H61L60 240V242H61V244H60V247H58L57 245H55L56 247V249L55 248H51V249H53V250H45V249H42L43 251L41 252V253H39V254H34V256H32L31 257V259L33 258V257H35V259H37L38 260V262H36L37 264H58V262L60 261V260H62L61 259V257H59V253H60V256H62V254L63 253H66V251H68L67 250V248H69L70 249V245H71V241H73V239L75 238V236H78ZM99 233V232H98ZM97 233V234H98ZM102 233V232H101ZM120 233H121V231H120ZM120 233L119 234H117V236H119V237H121L120 236ZM126 233V232H125ZM189 233V232H188ZM192 233V232H191ZM194 233V234H195ZM203 233H200L201 235H203ZM223 233V232H222ZM250 233V232H249ZM248 233V235H250ZM42 234H43V232H42ZM45 234V233H44ZM68 234H70V233H68ZM114 234L116 235V233L114 232ZM123 234V233H122ZM131 233L129 232V235H130ZM181 234H182V232H181ZM183 234H184V232H183ZM185 234H187V233H185ZM208 234V233H207ZM256 234L258 235L259 234V237L258 238H260L263 242H264V230H262L261 229V231L259 232V231H257L256 232ZM255 234V235H256ZM46 235V234H45ZM67 235V234H66ZM113 235V234H112ZM127 235V234H126ZM128 235V236H129ZM187 235H189V234H187ZM187 235L186 236H184V237H186V238H188L187 237ZM196 235V234H195ZM212 235V234H211ZM244 235V234H243ZM50 236V235H49ZM61 236V235H60ZM83 235H79V237H81V238H83L82 237ZM95 236H97V235H95ZM98 236H99V234H98ZM124 236V235H123ZM136 236V237H135ZM138 236V237H137ZM191 236V235H190ZM194 238H195V236L194 235H192ZM206 236V235H205ZM245 236V235H244ZM243 236V237H244ZM51 237V236H50ZM84 237H85V235H84ZM103 237V236H102ZM116 237V236H115ZM132 237V236H131ZM133 237H132V239H133ZM179 237H180V235H179ZM183 237V238H184ZM201 236L199 235V233H197V235H196V240H195V247H191L192 249H194L192 252H191V254H189L188 256H186V254H188V249H186L188 252H185L184 253V251H179L178 253L176 252L175 254H177V255H175V256H177L179 259H180V261H184L183 263H185L186 264V262H189L191 259V261H193V259L194 260H205L206 261V264H208L207 263V258H208V251L205 249V248H203V239L205 238L204 236H203V238H200ZM241 237V236H240ZM45 238V237H44ZM46 238H48L47 236H46ZM53 238V237H52ZM67 238H69V239H67ZM77 239H76V241L78 240V237H76ZM118 238V237H117ZM129 238V237H128ZM182 237L181 238H179L181 241H180V246L182 245V241H183V244L184 245H186L187 244V242L189 241V240H187V242H186V244L184 243L186 240V238H184V240H182L183 239ZM194 238H193V240H194ZM206 238H208V237H206ZM209 238H210V232H209ZM209 238L207 239L208 240V245H206V246H208V248H209V244H211L210 243V241H209ZM242 238V237H241ZM244 238H246V240L244 239ZM243 238V240L246 242V241H248L247 239H248V236L246 235V237H244ZM32 239V238H31ZM54 239V238H53ZM56 239V238H55ZM64 239H66L65 241H64ZM85 239V238H84ZM102 239V238H101ZM147 239V242L149 241V237L148 238H146ZM189 239H191V237L189 238ZM236 239V238H235ZM255 239H257V238H255ZM40 240V239H39ZM121 240V239H120ZM124 240V239H123ZM176 241L178 240V238L177 239H175ZM202 240V242H200ZM205 240V239H204ZM229 240V239H228ZM238 240V239H237ZM252 240H254V239H252ZM251 240V241H252ZM27 241V240H26ZM33 241V240H32ZM47 241V240H46ZM46 241H44V243L46 242ZM52 241V240H51ZM80 241V240H79ZM100 241V240H99ZM125 241H127V240H125ZM130 241H132L131 239H130ZM129 241V242H130ZM206 241V240H205ZM250 241V242H251ZM257 241H258V239H257ZM34 243H36L37 244V242L36 241H33ZM41 242L42 241H40V244H41ZM49 242H50V240H49ZM49 242L47 243L48 245H49ZM63 242V243H62ZM75 242V241H74ZM81 242V241H80ZM97 242V241H96ZM102 242V241H101ZM116 242V241H115ZM133 242H134V240H133ZM137 242H134V244L136 243L137 244ZM175 242V241H174ZM174 242H172V244L174 243ZM179 242V241H178ZM194 241H192V243H193ZM197 242V243H196ZM23 243V242H22ZM28 243V242H27ZM38 243H39V241H38ZM58 243V242H57ZM77 243V242H76ZM82 243H83V241H82ZM85 243H86V241H85ZM85 243H83L84 244V247H85V245H87V244H85ZM123 243H124V241H123ZM131 243V242H130ZM143 243V244H144ZM151 242L149 241V244H150ZM192 243H191V245H192ZM206 243H207V241H206ZM206 243H204V244H206ZM226 243V242H225ZM225 243H223L224 245H225ZM228 243V242H227ZM234 243H236L235 241H234ZM248 243V242H247ZM47 244H45V245H43V246H47ZM77 244H79V243H77ZM81 244V243H80ZM82 244V245H83ZM90 244V245H89ZM100 244V243H99ZM122 244V243H121ZM125 245H126V243H124ZM132 244V243H131ZM153 244V243H152ZM171 244V245H172ZM175 244V243H174ZM173 244V245H174ZM188 244H189V246H190V243L188 242ZM187 244V245H188ZM214 245V247H213V249L214 250H218V249H220V248H216L217 247V245H216V243H213ZM229 244H230V242H229ZM228 244V246H230V245H232L233 244V242L229 245ZM28 245V244H27ZM32 245H33V243H32ZM39 245V244H38ZM93 245V244H92ZM92 245H91V248H93L92 247ZM97 245V244H96ZM145 245V244H144ZM143 245V251H141L142 250V248H141V255L143 254L142 252H144V250H146L145 249V246ZM151 245V244H150ZM150 245H148L147 243H146V247H148L149 248V250L151 249V247H153L152 245H151V247H150ZM183 245V246H184ZM194 245V244H193ZM192 245V246H193ZM222 245V244H221ZM223 245V246H224ZM234 245V244H233ZM29 246V245H28ZM95 246V245H94ZM98 246V245H97ZM96 246V247H97ZM121 246V245H120ZM119 246V247H120ZM130 246V245H129ZM136 246V245H135ZM137 246H138V244H137ZM136 246V247H137ZM205 246V247H206ZM228 246H226V247H228ZM19 247V246H18ZM41 247V246H40ZM39 247V248H40ZM49 248H50V246H48ZM47 247V248H48ZM57 247H58V249H57ZM74 247H76V246H74ZM73 247V248H74ZM84 247L82 248V247H79V248H81V249H84ZM86 247V248H87ZM122 247V246H121ZM121 247H120V250H121ZM124 247V246H123ZM128 247V246H127ZM135 247V248H136ZM175 247V246H174ZM188 247V246H187ZM226 247L224 246V249H226ZM64 250H63V249ZM99 248V247H98ZM116 248H118V247H116ZM115 248V249H116ZM181 248V247H180ZM190 247H189V250L191 251L192 249H191ZM207 248V247H206ZM56 251H55V250ZM78 248H76V250H77ZM94 249V248H93ZM93 249H90L89 248V251H93ZM122 249H125V248H122ZM137 249V248H136ZM61 250L63 251V253L61 252ZM94 250H96V249H94ZM119 250V251H120ZM148 250V249H147ZM185 250V251H186ZM211 250V249H210ZM55 251V252H54ZM73 252L75 251V250H72ZM85 251H86V249H85ZM89 251H88V249H87V251L85 252V254L86 255H84V257L86 256V257H90V256H87V255H90V254H88L89 253ZM173 251H175V249H173ZM172 251V253L174 254V252ZM32 252V251H31ZM39 252V251H38ZM78 252H79V249H78ZM82 252V251H81ZM80 252V253H81ZM94 252V251H93ZM210 252V251H209ZM250 252V251H249ZM62 253V254H61ZM133 252H131V254H132ZM148 253H149V251H148ZM147 253V254H148ZM171 253V254H172ZM255 253V254H254ZM257 252H253V254L255 255H253L252 253V255H253V257L255 258L259 253H261V252H259V253H257ZM75 254L77 255V253H76V251H75ZM211 254V253H210ZM214 254V253H213ZM250 254V256H252ZM36 255V256H35ZM67 255V254H66ZM72 255H73V259L75 258V256H74V254L72 253ZM79 255V254H78ZM83 255V254H82ZM81 255V256H82ZM95 255V254H94ZM128 255V254H127ZM136 254H134V256H135ZM141 255H140V257H141ZM167 255H169V254H167ZM63 256H64V254H63ZM62 256V257H63ZM69 256V255H68ZM129 256V255H128ZM210 256V255H209ZM242 256V255H241ZM83 257V256H82ZM82 257H80L81 259H83ZM131 257V256H130ZM129 257V258H130ZM170 257V256H169ZM173 257V256H172ZM172 257H170V258H172ZM260 257V256H259ZM261 257H262V255H261ZM260 257V258H261ZM60 258V259H59ZM64 258V257H63ZM91 258H92V256H91ZM134 258V257H133ZM136 258V257H135ZM134 258V259H135ZM246 258H248V256L246 257ZM254 258H253V261H254ZM263 259H264V255H263V257H262ZM261 258V260H262V262H263V259ZM69 260H72L71 259V257H69L68 258ZM79 259V258H78ZM85 259H87V258H85ZM84 259V260H85ZM173 259H175V258H173ZM172 259V260H173ZM39 260H41V261H43V263L41 262V261H39ZM64 260V259H63ZM89 260V259H88ZM212 260H213V258H212ZM241 260V259H240ZM245 260V259H244ZM256 260V259H255ZM68 261V260H67ZM86 261V260H85ZM238 261V260H237ZM253 261H247V262H244V263H242V264H257V263H255V262H253ZM258 261H260V260H258ZM61 262V261H60ZM59 262V264H61ZM71 262V261H70ZM69 262V263H70ZM257 262V261H256ZM65 263H67V262H64V264ZM68 263V264H69ZM86 263V262H85ZM88 263V262H87ZM179 263V262H178ZM209 263H211L210 262V260H209ZM234 263V262H233ZM241 263V262H240ZM239 263V264H240ZM63 264V263H62ZM70 264H73V263H70ZM81 264V263H80ZM167 264V263H166ZM194 264V263H193ZM200 264H203V261H202V263H200ZM204 264H205V262H204Z\"/></svg>",
    "mask_w": 264,
    "mask_h": 264
}]
</instances>
